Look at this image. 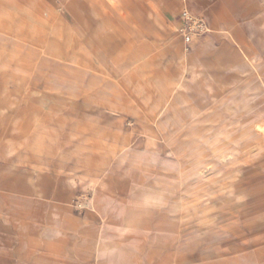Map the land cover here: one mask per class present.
Wrapping results in <instances>:
<instances>
[{
    "label": "rangeland",
    "instance_id": "rangeland-1",
    "mask_svg": "<svg viewBox=\"0 0 264 264\" xmlns=\"http://www.w3.org/2000/svg\"><path fill=\"white\" fill-rule=\"evenodd\" d=\"M0 264H264V0H0Z\"/></svg>",
    "mask_w": 264,
    "mask_h": 264
},
{
    "label": "built area",
    "instance_id": "built-area-1",
    "mask_svg": "<svg viewBox=\"0 0 264 264\" xmlns=\"http://www.w3.org/2000/svg\"><path fill=\"white\" fill-rule=\"evenodd\" d=\"M182 18L184 23L180 31L187 41L191 40L195 33H200L207 29L205 21L202 18L193 16L187 9L183 11Z\"/></svg>",
    "mask_w": 264,
    "mask_h": 264
}]
</instances>
